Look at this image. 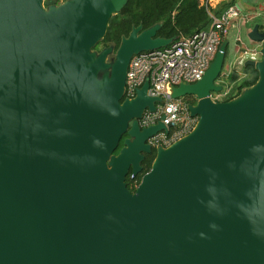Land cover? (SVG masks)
<instances>
[{"label": "water", "instance_id": "obj_1", "mask_svg": "<svg viewBox=\"0 0 264 264\" xmlns=\"http://www.w3.org/2000/svg\"><path fill=\"white\" fill-rule=\"evenodd\" d=\"M126 2L0 0V264H264V28L245 36L258 78L238 95L211 96L227 38L199 80L171 86L197 121L131 191L171 124L139 125L162 97L145 80L123 98L127 66L175 37L139 24L95 49Z\"/></svg>", "mask_w": 264, "mask_h": 264}, {"label": "built area", "instance_id": "obj_2", "mask_svg": "<svg viewBox=\"0 0 264 264\" xmlns=\"http://www.w3.org/2000/svg\"><path fill=\"white\" fill-rule=\"evenodd\" d=\"M212 19L207 29L198 30L188 36L171 42L165 47L144 50L133 54L129 60L123 98H132L145 80H148V95H159L161 102H155L154 111L147 108L138 119L141 127L161 120L168 132L158 131L148 140L152 147L160 144L168 146L187 134L197 121L187 109L183 98H170L171 86L193 83L199 80L208 68L226 32L232 26L240 11L235 6L228 7L219 16L209 10V0L203 3Z\"/></svg>", "mask_w": 264, "mask_h": 264}, {"label": "trees", "instance_id": "obj_3", "mask_svg": "<svg viewBox=\"0 0 264 264\" xmlns=\"http://www.w3.org/2000/svg\"><path fill=\"white\" fill-rule=\"evenodd\" d=\"M236 3L237 0H223L213 9V14L219 16L228 7ZM211 22L212 19L208 14L207 7L200 0H127L122 9L109 18L106 33L94 48L100 49L111 43H115L117 47L121 36L128 35L132 26L139 24L142 25V29H145L155 23H159L160 27L156 32V36L165 38L175 37L173 41H176L198 30L207 29ZM259 27L264 28V24L259 22ZM227 48L226 55L228 54ZM241 74L242 76H239L235 70L226 72L225 78L228 83L237 82L236 92L230 94L224 101L238 95L243 88L251 86L258 78L256 69L248 64H242ZM190 103H195V98L191 99ZM122 139L115 153L122 146ZM154 156L155 149L153 147L152 152L144 154V159L141 162L142 171L134 178L130 176V172L127 174L125 182L131 191H134L141 175L150 168Z\"/></svg>", "mask_w": 264, "mask_h": 264}, {"label": "rangeland", "instance_id": "obj_4", "mask_svg": "<svg viewBox=\"0 0 264 264\" xmlns=\"http://www.w3.org/2000/svg\"><path fill=\"white\" fill-rule=\"evenodd\" d=\"M242 2L252 4L253 7L251 8V10L253 12L250 13L251 10H249L248 7L244 6L242 3L241 4L238 3V6L243 9V12H240L239 16L236 19L232 20V22L235 23L234 26H236V27L233 29L231 28L229 30V33L227 34V39L229 40V46L227 49L229 50V52H228V56L226 57L225 63L223 65V71L221 72L220 77L217 79V83L221 84L223 86V89L220 92L212 93L211 96L214 100L224 101V99H226L230 94H234L236 92V82L237 81L233 82L231 84L228 83V81L225 78L226 72H229L231 70H235L236 73H238L237 70L241 69L243 61L245 59H247V58H259V53H258V47L259 46H257V47L252 46L251 48H248V49L244 48L245 50L241 49V50H239L240 52L239 51L237 52L235 47H234V44H233L234 43L233 36L235 35V33L239 29L246 30V29L250 28L251 25H253L254 23L260 22V23L264 24V0H247V1L244 0ZM253 21H257V22H253ZM241 24H243V25L241 26ZM232 26H233V23H232ZM242 35H244V34H242ZM224 38H225V36H224ZM242 38L244 40H247V38H244V36H242ZM115 49H116V46H114V50ZM236 53H238V54L235 56ZM113 56H114V53L110 54L108 59H112ZM188 98H190V97H188Z\"/></svg>", "mask_w": 264, "mask_h": 264}, {"label": "crops", "instance_id": "obj_5", "mask_svg": "<svg viewBox=\"0 0 264 264\" xmlns=\"http://www.w3.org/2000/svg\"><path fill=\"white\" fill-rule=\"evenodd\" d=\"M203 1L204 0H200V2L201 3H203ZM221 1H223V0H209V4H208V6H209V10H210V12H212V13H214L213 12V9L221 2ZM242 1H244V0H237V3L235 4V5H233V6H235V7H237L238 9H239V11L240 12H243V9L241 8V7H239L238 6V3H242L244 6H246V7H248V9L249 10H251V8L253 7L252 6V4H249V3H245V2H242ZM247 1V0H246ZM242 6V5H241ZM244 8V7H243ZM251 12H253L252 10L250 11V13ZM248 13V12H247ZM253 22H257V21H253ZM258 24H259V22H257ZM235 25V23L233 22V26L232 27H230L229 29H228V31L226 32V34H225V38H227V34L229 33V30L232 28H235L236 26H234ZM243 24H241V26H242ZM251 27H252V25H251ZM250 27V28H251ZM250 28H248V29H246V30H244V29H239L236 33H235V35L233 36V40H234V47H235V49H236V51L238 52L239 50H241V49H248V48H251L252 46L253 47H257V46H259V43H255V42H251V41H249L248 39L247 40H244L243 38H242V36H244V38H246L245 36H246V34H247V32L250 30ZM260 28V27H259ZM260 29H263V28H260ZM242 34H244V35H242ZM236 41V42H235ZM255 43V44H254ZM242 46V47H241ZM244 49V50H245ZM240 52V51H239ZM238 53H236V55H237ZM235 55V56H236ZM237 72L239 73V76H242V74H241V69L240 70H237Z\"/></svg>", "mask_w": 264, "mask_h": 264}, {"label": "flooded vegetation", "instance_id": "obj_6", "mask_svg": "<svg viewBox=\"0 0 264 264\" xmlns=\"http://www.w3.org/2000/svg\"><path fill=\"white\" fill-rule=\"evenodd\" d=\"M188 97H190V98H188ZM194 97L193 96H186V97H184L183 99L185 100V101H188V103H190V101H191V99H193ZM122 147V146H121ZM120 147V148H121ZM119 148V149H120ZM119 151V150H118Z\"/></svg>", "mask_w": 264, "mask_h": 264}]
</instances>
